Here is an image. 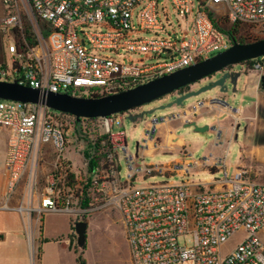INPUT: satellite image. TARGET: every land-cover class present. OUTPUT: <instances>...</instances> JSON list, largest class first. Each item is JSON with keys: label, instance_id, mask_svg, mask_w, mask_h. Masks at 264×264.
Wrapping results in <instances>:
<instances>
[{"label": "built area", "instance_id": "2783aa9c", "mask_svg": "<svg viewBox=\"0 0 264 264\" xmlns=\"http://www.w3.org/2000/svg\"><path fill=\"white\" fill-rule=\"evenodd\" d=\"M169 1L187 19L193 16L188 39L159 35L165 26L156 0H2L0 35L3 44L7 41L10 65L6 57L0 62V81H18L41 93L108 96L227 50L233 36L216 27L210 13L264 37V0ZM121 52L149 61L126 63L103 55ZM247 62L239 65V73ZM136 112L77 120L43 105L0 100V128L11 130L7 198L24 186L25 205L16 210L30 221L32 261L39 257L36 237L42 236L46 215L76 219L112 208L121 216L131 264H264V183L244 167L231 173L226 158L210 166L221 177L208 185L194 181L204 159L197 161L187 150L170 164L147 163L140 150L131 153L123 129ZM187 114L147 118L145 141L155 139L160 125ZM48 165L51 170L38 188ZM157 176L167 179L145 184ZM173 177L180 181L170 182ZM239 234V244L226 253ZM187 238L192 245L181 243Z\"/></svg>", "mask_w": 264, "mask_h": 264}, {"label": "rangeland", "instance_id": "374dc122", "mask_svg": "<svg viewBox=\"0 0 264 264\" xmlns=\"http://www.w3.org/2000/svg\"><path fill=\"white\" fill-rule=\"evenodd\" d=\"M0 0V20L5 14L4 6ZM158 1V15L160 20L165 26V31L159 35L166 39H174L178 37L179 39H188L189 33L188 30L191 27V21L193 16L190 19H187L184 13L177 12L174 6L169 0H156ZM224 13V12H223ZM219 20V18H217ZM222 19L221 28L226 32L230 31L232 26L227 23L226 19ZM24 26L27 29L29 34H31L30 23L27 18H23ZM143 37L151 38L153 34H143ZM237 40L244 39L246 41H251L253 38L257 37L256 34H252L250 31L240 30L239 35L235 36ZM264 38V37H262ZM249 43V42H246ZM0 59L6 57L7 63L10 65V56L7 53V41H2L0 35ZM230 47V46H229ZM119 56L116 53H104L103 55L111 56L117 58L121 61L129 63L130 61L137 62L139 60H146L147 58L144 55H132L121 52ZM6 55V56H5ZM126 55V57H124ZM0 60V61H1ZM149 61V60H146ZM260 65V68L257 69L256 66ZM236 71H241V66H237ZM264 75V59H256L250 63L246 64V70L241 74L239 78L237 91L236 93L232 92V88L227 94L228 97L227 103L232 106L235 110L233 111V122L238 126L236 129L238 132V139L235 140V143L232 147V150H228L227 161L231 167H244L250 171V175L257 182H264V90L261 87V76ZM218 80V76L214 75L208 79H205L195 85L190 86L188 89H185L183 93H188L192 91H198L212 83H215ZM219 92L218 89L205 92L198 97L191 98L185 102L186 105L196 104L197 102H202L212 98L217 95ZM175 100L172 96L164 97L158 101H155L149 105H145L140 109L135 111L149 112L154 109H159L161 107L169 105ZM243 108V109H241ZM243 110V111H242ZM169 111H156L155 114L159 116L162 113ZM152 115H147L151 117ZM229 121V117L226 114L216 113L213 118H208L204 123H201L198 127L212 126L217 122L225 123ZM206 123V124H205ZM127 134V142L129 149L133 155L136 154L137 142H139L141 135L143 133V121L139 120L136 123H132L128 118L124 120V127ZM245 133V135H244ZM210 141L214 139V132L211 130L198 134ZM248 144V140L251 145L255 146V150H240L239 143L244 142ZM245 145V146H246ZM248 146V145H247ZM247 149V147H246ZM194 154V158L197 161L203 160L206 155H208V150H191ZM250 153V158L248 159L247 154ZM177 154L172 153H162L159 152L151 158H147V163H160L167 164L172 160L176 159ZM123 170L122 174L125 172V164H122ZM51 170V166L48 165L40 176V185L38 188L43 187L47 175ZM200 167H197L195 173L193 174L192 180L198 182H207L215 178L221 177V173H211L208 169L200 171ZM233 173V169L231 170ZM166 177L157 176L153 178H148L145 182L146 185L166 181ZM179 178L173 177L170 179V182H178ZM25 188L21 185L16 193L23 195ZM55 218V217H54ZM59 222H63L64 217H57ZM86 222L88 224L87 228V241L83 247H79L77 243V234L75 232V227H72V234L63 237L64 242H69L71 253L76 259L77 264H131L129 247L126 242L125 231L121 222V216L119 213L110 208L108 210L93 214L88 217H79L74 218V222ZM39 225H34L36 230ZM44 231V225L42 227ZM242 235H236L225 247V252H229L232 248L237 246L242 239ZM262 240L264 241V230L261 233ZM181 243L187 244L188 246L192 245V239L187 238L186 240H181Z\"/></svg>", "mask_w": 264, "mask_h": 264}, {"label": "crops", "instance_id": "0c3cea01", "mask_svg": "<svg viewBox=\"0 0 264 264\" xmlns=\"http://www.w3.org/2000/svg\"><path fill=\"white\" fill-rule=\"evenodd\" d=\"M2 46H0L1 49ZM227 99L226 95L218 92L212 98L197 102L196 104H185L182 107L174 106L169 108V111L159 116L180 111H188V114L182 120L160 125L153 141L146 142L144 139L145 120L149 118L145 116L142 119L143 133L139 142H137L136 150H140L146 162L147 158H151L159 152L177 154L176 159L171 161L173 162L181 159V152L183 150H187L191 154H193L191 150H208L209 153L204 158L205 167H200V171L208 169L211 173L215 172L216 170L210 166L221 158H226L227 160L228 150H232L235 140L238 139V132L241 130V128L239 130L236 129L238 126L233 122V116H231L235 109L227 103ZM140 113V111H137L135 115ZM216 113L226 114L229 117V121L225 123L217 122L209 126V130L214 132L215 137L207 142L205 138L198 136L201 132H196L194 127L190 125L196 124L199 126L208 118H213ZM10 136L11 130L0 128V264H77L76 259L71 253L69 242L61 240L63 237L72 234V227L75 225L74 218L63 214H49L45 216L42 236L38 232L36 237L39 257L36 262L32 261L30 256V221L26 214L16 210L19 206L25 205V199L23 195L18 193L7 198L8 178L5 172V162ZM245 145L244 136V142L239 143L240 150H255V146L251 145L249 140L248 146ZM250 155V153L247 154L248 159ZM229 167L233 171L235 168H238L237 165L235 167L229 165ZM211 182L212 180L204 183L208 185ZM35 204L38 205L39 201L36 200ZM61 216L64 217L62 224L57 220V217Z\"/></svg>", "mask_w": 264, "mask_h": 264}, {"label": "water", "instance_id": "95a60500", "mask_svg": "<svg viewBox=\"0 0 264 264\" xmlns=\"http://www.w3.org/2000/svg\"><path fill=\"white\" fill-rule=\"evenodd\" d=\"M260 58H264V39L245 44L235 42L227 50L194 66L179 70L173 74L119 94L81 97L52 92L41 93L36 89L20 84L18 81H0V100L43 105L53 111L68 114L77 120H81L82 118L97 119L124 114L140 109L164 97H174L175 100L168 106L158 109L165 110L174 106L182 107L187 100L212 90L218 89L220 94L225 95L230 90V84L232 85V92L235 93L239 78L241 77V73L239 72L225 73L215 83L198 91L179 92L216 74H222L230 67H236L244 62ZM261 80L263 81V78ZM156 111L152 110L136 115L131 114L128 116V119L132 123H136L147 115H153ZM190 126L194 127L196 132L202 133L209 130V126L198 127L196 124ZM74 227L78 237V246L83 247L87 241L88 224L79 221L75 223Z\"/></svg>", "mask_w": 264, "mask_h": 264}, {"label": "trees", "instance_id": "16d2710c", "mask_svg": "<svg viewBox=\"0 0 264 264\" xmlns=\"http://www.w3.org/2000/svg\"><path fill=\"white\" fill-rule=\"evenodd\" d=\"M209 15H210V18L212 19L214 25H215L216 27H219L222 31H224L225 33L229 34L230 36H233L234 42H236V43L245 44L246 42L251 43V42H254V41H257V40H262V39H264V38H262V37H260V36H257V37H255V38H253L251 41H246V40H244V39H239V40H237V39L234 37V36L239 35V33H240V29H239V27H238L237 25H236V26H232V28L230 29V31L226 32L225 30H223V29L221 28V24L223 23V22H222V19H219V20H218V19L215 17V15H214L213 13H210ZM224 20H225V18H224ZM28 39H31V34H28ZM250 62H252V61H248L247 63H250ZM188 88H189V87L180 90L179 93H183V91H184L185 89H188ZM81 96H82V97H91V96H85V95H81ZM92 96H96V95H92Z\"/></svg>", "mask_w": 264, "mask_h": 264}, {"label": "flooded vegetation", "instance_id": "af4514ba", "mask_svg": "<svg viewBox=\"0 0 264 264\" xmlns=\"http://www.w3.org/2000/svg\"><path fill=\"white\" fill-rule=\"evenodd\" d=\"M236 68H237V66L236 67H230V68H228L227 70H225V72H223L222 74H216V76H218V79L219 78H221L225 73H238L239 71H236ZM263 78V81L261 80V87L263 88V90H264V84H263V82H264V75H262L261 76V79ZM230 86V89L232 88V85L230 84L229 85ZM236 93V92H235Z\"/></svg>", "mask_w": 264, "mask_h": 264}]
</instances>
